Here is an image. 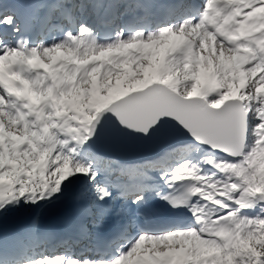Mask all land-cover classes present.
Returning <instances> with one entry per match:
<instances>
[{"label": "snow or ice", "instance_id": "obj_1", "mask_svg": "<svg viewBox=\"0 0 264 264\" xmlns=\"http://www.w3.org/2000/svg\"><path fill=\"white\" fill-rule=\"evenodd\" d=\"M6 2L0 260L264 264V0ZM37 16L38 30L25 22ZM170 122L193 138L201 160L172 166L180 144L144 162L95 149L101 139L150 137ZM154 170L173 188L155 194L182 215L145 229L131 207L149 189L130 184ZM66 195L58 222H2L15 206Z\"/></svg>", "mask_w": 264, "mask_h": 264}, {"label": "water", "instance_id": "obj_2", "mask_svg": "<svg viewBox=\"0 0 264 264\" xmlns=\"http://www.w3.org/2000/svg\"><path fill=\"white\" fill-rule=\"evenodd\" d=\"M188 142L195 141L190 135L179 130L174 122H170L150 137L139 134H122L117 139H101L95 145V149L119 158L140 161L158 156L170 145H183Z\"/></svg>", "mask_w": 264, "mask_h": 264}, {"label": "bare ground", "instance_id": "obj_3", "mask_svg": "<svg viewBox=\"0 0 264 264\" xmlns=\"http://www.w3.org/2000/svg\"><path fill=\"white\" fill-rule=\"evenodd\" d=\"M174 161H175V164L176 163H179L181 160H183L184 158L183 157H180V156H178V157H176V158H172ZM199 160H201V157L199 156ZM196 162V161H195ZM194 162V163H195ZM167 180V179H166ZM165 180V181H166ZM168 185V184H167ZM64 198V202H63V204H64V207H65V209L68 211L69 210V198H68V196L66 195L65 197H63ZM62 198V199H63ZM59 204L60 203H58V201L56 202H54L53 204H49V205H47L44 209H43V212H42V214H46V213H49V212H51L53 209H55V208H57V207H59ZM46 217L47 216H40V217H38V219L41 221V222H44L45 220H46V222H48L47 221V219H46ZM51 220H53L54 218H50ZM59 220V219H58Z\"/></svg>", "mask_w": 264, "mask_h": 264}, {"label": "rangeland", "instance_id": "obj_4", "mask_svg": "<svg viewBox=\"0 0 264 264\" xmlns=\"http://www.w3.org/2000/svg\"><path fill=\"white\" fill-rule=\"evenodd\" d=\"M184 160V159H183ZM199 159H197L196 161H198ZM40 208V206L38 207ZM23 214H19L17 215L16 217H13L12 219H9V215L6 214L4 217H3V224H14V223H17V222H21V221H24V217L22 216ZM46 222V220L44 221Z\"/></svg>", "mask_w": 264, "mask_h": 264}]
</instances>
